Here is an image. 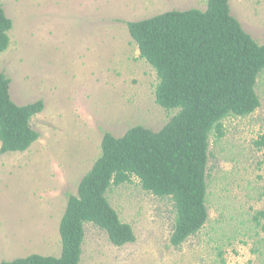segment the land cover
<instances>
[{
    "label": "rangeland",
    "instance_id": "374dc122",
    "mask_svg": "<svg viewBox=\"0 0 264 264\" xmlns=\"http://www.w3.org/2000/svg\"><path fill=\"white\" fill-rule=\"evenodd\" d=\"M13 21L0 73L12 100H39L31 121L39 140L23 153H0V263L33 254L60 257V222L68 199L102 153L106 133L136 126L160 131L178 110L156 103V71L140 58L127 23L170 11L207 10L208 0H0ZM231 14L264 45V0H229ZM261 106L229 117L224 136L209 139L207 209L203 229L179 248L170 243L176 209L171 198L145 191L137 178L113 186L111 206L136 236L114 246L85 224L80 264H264V71ZM1 148V143H0Z\"/></svg>",
    "mask_w": 264,
    "mask_h": 264
},
{
    "label": "trees",
    "instance_id": "16d2710c",
    "mask_svg": "<svg viewBox=\"0 0 264 264\" xmlns=\"http://www.w3.org/2000/svg\"><path fill=\"white\" fill-rule=\"evenodd\" d=\"M140 58L156 71V103L178 110L158 132L143 126L122 137L106 133L102 153L83 177L77 195L68 199L60 222V257L33 254L0 264H80L85 224L105 231L117 247L134 243L136 236L111 206L113 186L139 179L142 188L160 198H171L176 209L170 238L179 248L208 222L207 166L209 139L224 136L229 117H248L261 106L256 92L264 71V45H259L231 14L229 0H208L207 10L170 11L127 23ZM13 21L0 4V53L10 47ZM11 80L0 73V153H23L40 134L32 119L44 111L39 100L17 105ZM264 149V134L255 141ZM264 218L258 212L255 220Z\"/></svg>",
    "mask_w": 264,
    "mask_h": 264
}]
</instances>
